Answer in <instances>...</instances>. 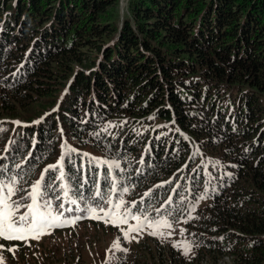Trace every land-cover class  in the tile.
Returning <instances> with one entry per match:
<instances>
[{"label":"trees","instance_id":"trees-1","mask_svg":"<svg viewBox=\"0 0 264 264\" xmlns=\"http://www.w3.org/2000/svg\"><path fill=\"white\" fill-rule=\"evenodd\" d=\"M118 1L0 0V161L29 187L62 155L73 186L82 160L67 149H87L116 160L137 192L158 183L187 214L198 195L188 176L201 187L194 164L210 150L233 168L213 174L219 194L185 219L198 256L140 245L174 264H264V0H129L121 21ZM14 117L39 123L3 120Z\"/></svg>","mask_w":264,"mask_h":264},{"label":"rangeland","instance_id":"rangeland-1","mask_svg":"<svg viewBox=\"0 0 264 264\" xmlns=\"http://www.w3.org/2000/svg\"><path fill=\"white\" fill-rule=\"evenodd\" d=\"M128 2L129 0H119L116 8L114 10V15L118 21H121L126 15H128ZM9 89H3L0 87L1 92ZM62 94V90L59 91L55 101L57 102ZM31 102V101H30ZM25 101L24 108L27 111H31L32 107L36 103H31ZM38 104V103H37ZM50 109V108H48ZM48 109H46L48 111ZM57 105L54 104L51 110H56ZM45 110V111H46ZM46 111V112H47ZM20 111H16L19 114ZM35 118V117H34ZM5 121H11V124L15 121L24 123L25 121L31 119H18L14 117L11 119L4 118ZM34 122V119L30 123ZM204 156L215 155L220 156V154L210 153V150H205L201 153ZM208 155V156H209ZM204 207V205L202 206ZM172 224L171 228H160V231L165 233L164 237L153 236L149 233L151 230H147L146 234L141 237L149 236V242L154 240L157 246L164 247V245H169L173 248L176 253L189 259L198 256L191 247V251L186 256L183 253V247L179 245L189 244L193 245V241L188 237V231L184 225V220L178 221H168ZM50 234L42 235L40 239L29 240L28 243H24L20 246L19 242H9L5 244V249L13 248V251H8L0 249V256H2V261L0 264H126L128 259L137 258L136 264H174L173 260L167 261L163 253L155 254L148 251H144L143 247L140 245L141 237H136V239L124 238L122 231L112 228L107 224H96L90 223L89 221H84L78 223L70 229H62L54 231L53 228L48 230ZM54 232V233H53ZM171 233L170 235H168ZM120 244V251H109L114 244ZM1 244V243H0ZM173 245H178L174 247ZM152 246H154L152 244ZM20 248L25 249L23 251ZM127 249V251H123ZM146 252V253H145ZM146 255V261L143 256ZM221 262H228L229 257L224 256L220 258ZM128 264H135L133 261L128 262ZM203 264H209L207 261H203ZM212 264V262H211ZM219 264V263H218Z\"/></svg>","mask_w":264,"mask_h":264},{"label":"snow or ice","instance_id":"snow-or-ice-1","mask_svg":"<svg viewBox=\"0 0 264 264\" xmlns=\"http://www.w3.org/2000/svg\"><path fill=\"white\" fill-rule=\"evenodd\" d=\"M13 123L19 124V121H15ZM39 123V121H36ZM4 131L3 128H0V132ZM74 149H67L68 153H71ZM87 155V154H85ZM63 160L62 156L60 161H58L57 165H49L48 168L44 170L45 173L50 170H58L60 175L58 177H52L50 179L53 180H61L65 177V173L63 171ZM104 164H108V161H102ZM115 167H119V164L113 162ZM19 167V165H17ZM2 175V173H0ZM45 176L42 173L40 180H37L35 184L30 186V191H26L22 188L15 187L17 185V180L15 178H10L7 183L3 180H0V239L5 241H26L28 239H40L42 235L50 234L49 229L60 227L65 224H74L75 220L81 219V217L77 216L75 220H62L61 217L64 216V211L72 212V208L65 209V205L63 202L57 205L58 212L57 214H53L52 211V203L51 200L46 198L45 193L47 190L52 187L51 184L44 182ZM44 182V183H42ZM60 188H64V184L58 185ZM116 187L113 184V189ZM128 188H123L122 194L128 192ZM18 192H25L26 195H22L19 199L13 200L12 197L16 196ZM121 194V196H122ZM65 196L68 195L67 192L64 193ZM99 195V192H97ZM147 195V193L145 194ZM30 200V203H24L25 199ZM204 197L201 196L200 199ZM56 199H59L57 196ZM169 203L171 202V198H169ZM72 204H76L75 200L71 201ZM111 203V201H109ZM124 201L121 198L120 202L114 206V210L110 212H105V216L111 215L113 219L111 221L105 220V223H113L116 224L117 221L120 224L127 223V216L130 214L127 211L123 215H118V210L123 206ZM24 207L26 211L20 213L17 216V213L20 211V208ZM76 211H85L90 212L92 219H103V217L97 216V207H93L91 209H75ZM100 211H104L102 208ZM159 211V209H157ZM171 215V213H169ZM133 219L137 220L138 223L135 226H129L128 231L124 232L123 235L125 238L129 237V233L132 232H140L143 230L144 222L141 221L140 216L133 215ZM192 219V217H189ZM144 221H147L148 227L152 228L149 234L153 236L164 237L165 233L160 231V228L166 227L171 228L172 224L168 222L167 219L163 220H148V217H144ZM187 223V220L184 221ZM169 233L168 235H170ZM131 239H136L135 236H132ZM174 247H178V245H173ZM179 247H183L184 255H188L191 251V246L189 244L179 245ZM0 249L13 251V248L5 249V245L0 244ZM120 244L116 243L113 245L109 251H112L113 254L115 251H120ZM123 251H127V249H123ZM0 261H2V256H0Z\"/></svg>","mask_w":264,"mask_h":264},{"label":"clouds","instance_id":"clouds-1","mask_svg":"<svg viewBox=\"0 0 264 264\" xmlns=\"http://www.w3.org/2000/svg\"><path fill=\"white\" fill-rule=\"evenodd\" d=\"M64 92H65V90L62 91L61 97L58 100V102H60L61 98L64 95ZM34 120H37V119H34ZM25 122H27V121H25ZM28 123H30V122H28ZM80 150L95 154L91 151H88L87 149H80ZM98 155L101 157H104L103 155H100V154H98ZM209 156H205L207 158V165H205V162H204L205 158H203L201 160H195L194 168L201 165L202 170L204 172V178H203V182L201 184V187H190L189 183H191V175L188 176V180L186 182L187 189L189 187V188L197 191L198 195L196 198H193V199L188 198L185 200L186 206H189V208L187 210V214L181 213L180 210L176 207L177 206V199H176V204H174L173 207L168 211L171 213V215L168 214V216L166 218L168 221H170V222L178 221V220H181V221L184 220L185 221L186 218H189L193 215L195 203L198 202L202 207L203 205H206L209 202V200H211L214 197V195L216 193L219 194V187H212L211 186L212 176L215 173H220V171H223L224 167L232 169L233 166L231 163H227V162L211 161L208 159ZM185 166H184V168H185ZM228 173L230 174L231 177H234L236 175V172H228ZM179 182H181V184L183 183L181 176H180ZM156 185H158V183ZM181 186L182 185L175 183L171 187V189L174 190L175 188L181 187ZM128 189H129V191L125 195V198L130 202H135L137 204L136 210H142L143 213L145 215H148V216L154 215V213L157 212V209H159L161 207V205L163 204L162 203L163 199L171 198V192H168V191L164 192V190H165L164 188L157 190V187H146V188H143L140 192H137L135 187L129 186ZM146 193H147V195H145ZM201 196H203L204 198L200 199ZM184 225H185V222H184ZM143 235H149V234L143 233L142 235H140V237ZM189 235L190 234H188V237L190 238ZM145 238L149 239V236L141 237V240H143ZM190 239L194 242L193 245H191L192 249H193V246H195V248H198L199 243L195 242L192 238H190ZM195 253L197 254V252H195Z\"/></svg>","mask_w":264,"mask_h":264}]
</instances>
